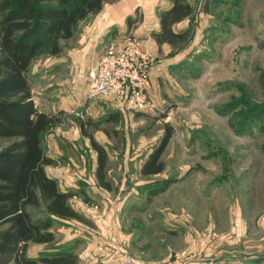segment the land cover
Masks as SVG:
<instances>
[{
  "label": "rangeland",
  "instance_id": "1",
  "mask_svg": "<svg viewBox=\"0 0 264 264\" xmlns=\"http://www.w3.org/2000/svg\"><path fill=\"white\" fill-rule=\"evenodd\" d=\"M189 1L195 11L179 30L191 27L188 40L158 49L167 61L155 77L154 112L87 97L108 46L131 33L146 39L137 30L139 8L127 28L115 23L101 32L89 29L99 13L89 15L60 39V52L34 58V102L60 118L42 134L44 153L55 161L45 169L75 194L69 202L84 220L54 218L55 239L30 243L29 257L264 264V0ZM168 127L164 170L143 174ZM91 138L106 151L108 187L97 179ZM13 140L0 137V150ZM28 209L34 220L49 218L43 205Z\"/></svg>",
  "mask_w": 264,
  "mask_h": 264
},
{
  "label": "trees",
  "instance_id": "2",
  "mask_svg": "<svg viewBox=\"0 0 264 264\" xmlns=\"http://www.w3.org/2000/svg\"><path fill=\"white\" fill-rule=\"evenodd\" d=\"M117 0H0V137L14 139L0 150V264H75L77 256L60 254L41 259L28 256L30 243L55 239L53 219L84 220L70 204L75 195L62 190L45 166L55 163L45 155L42 134L60 121L36 106L28 80L37 56L60 52V39L70 38L79 21L101 12ZM173 5L160 15V30L154 33L159 45L186 42L190 29L175 31L174 25L194 13L188 0H171ZM131 22V18L127 19ZM83 131L85 123H81ZM169 132L145 161L142 173L159 174L161 160L171 137ZM98 153L97 179L105 187L107 155L91 138ZM45 206L49 218L34 220L29 206Z\"/></svg>",
  "mask_w": 264,
  "mask_h": 264
},
{
  "label": "built area",
  "instance_id": "3",
  "mask_svg": "<svg viewBox=\"0 0 264 264\" xmlns=\"http://www.w3.org/2000/svg\"><path fill=\"white\" fill-rule=\"evenodd\" d=\"M156 64V53L145 38L134 33L127 34L121 42L105 50L91 77L87 97L112 102L120 110L154 112L158 107L153 96L152 80ZM123 264L134 262L124 256ZM171 264L189 262L179 260Z\"/></svg>",
  "mask_w": 264,
  "mask_h": 264
},
{
  "label": "crops",
  "instance_id": "4",
  "mask_svg": "<svg viewBox=\"0 0 264 264\" xmlns=\"http://www.w3.org/2000/svg\"><path fill=\"white\" fill-rule=\"evenodd\" d=\"M172 5L173 2L171 0H117L112 3H106L103 8L104 11L102 10L103 11L102 15H100V12L99 14L97 13L99 15V18H97L95 22L93 21L92 23H90L91 27L89 25L88 26L89 29L92 30V32L93 30H97V32H101L115 23L121 24L122 26L127 28V19L129 17H133L134 15V12H132L133 8L136 9L139 8V11H142L143 14V21L139 22V27L137 28V30L140 33L149 35L151 32H158L160 30L161 12L166 9H169ZM188 18L189 17L176 23L174 25V30L179 31L184 27H186V24L188 23ZM148 35H146L147 40L145 39V42L150 45V47L155 51L157 56V64L152 72L153 93L154 95H156L155 91L157 92V85L155 84L156 82L155 77L157 78L158 75L161 74V70L164 71V66L166 65L165 61H167V60L162 61L161 59H159L158 49L159 47L163 49L165 48L168 49L170 47V44L163 43L159 45L154 37ZM102 56H100V59L102 58ZM100 59L98 60V63L100 62Z\"/></svg>",
  "mask_w": 264,
  "mask_h": 264
}]
</instances>
